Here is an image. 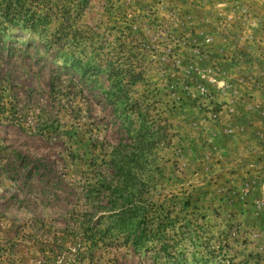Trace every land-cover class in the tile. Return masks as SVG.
<instances>
[{
    "label": "rangeland",
    "instance_id": "rangeland-1",
    "mask_svg": "<svg viewBox=\"0 0 264 264\" xmlns=\"http://www.w3.org/2000/svg\"><path fill=\"white\" fill-rule=\"evenodd\" d=\"M36 1L0 36V264H264V0ZM103 180L165 235L134 251Z\"/></svg>",
    "mask_w": 264,
    "mask_h": 264
},
{
    "label": "trees",
    "instance_id": "trees-1",
    "mask_svg": "<svg viewBox=\"0 0 264 264\" xmlns=\"http://www.w3.org/2000/svg\"><path fill=\"white\" fill-rule=\"evenodd\" d=\"M47 5L48 4L44 1L36 0H0V36H2V38L7 37L8 34L15 29L23 34L25 38H28L30 35L38 36V34L45 31V27L47 26V19L42 17L49 16L50 7ZM21 44L27 43L21 42ZM49 47L50 41L45 42V48ZM57 54L60 55L62 60L61 62L54 61V63H59L60 66L70 67L74 70L80 68L82 71H78H81L80 73L82 76L89 75L88 63L83 65L82 60L77 58V56H74L71 53L61 52V50H59V53ZM120 82L121 81L117 80L115 83H112L107 94L110 97H117L119 104H122L125 101L126 90H124ZM121 162L122 164L119 167L114 166L115 169L124 170L126 173H129L130 164L123 160H121ZM94 188L96 189V195H94L90 201L89 205L91 208H98L102 206V202L100 201V192L108 190L110 195L112 193L119 194V196L117 198H113V200L109 197L111 209L115 212L113 213L114 217H116L115 221L119 223H116L118 234L124 233L126 237L130 239L134 247V251H140L147 248V243L153 239L162 238V236L165 235L167 227L165 224L166 222L168 223L167 215H160L162 218L161 221L157 222L155 225H148L145 219V213L147 210L128 195L124 196L122 186H119L111 181L103 180ZM102 199H107V197L104 196ZM139 213L140 220L136 223L125 224L127 220L126 217L134 218V215Z\"/></svg>",
    "mask_w": 264,
    "mask_h": 264
}]
</instances>
